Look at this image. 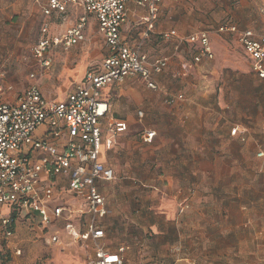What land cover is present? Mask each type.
Masks as SVG:
<instances>
[{
    "label": "rangeland",
    "instance_id": "obj_1",
    "mask_svg": "<svg viewBox=\"0 0 264 264\" xmlns=\"http://www.w3.org/2000/svg\"><path fill=\"white\" fill-rule=\"evenodd\" d=\"M175 1L177 25H193L196 30L214 32L232 17L252 19L256 25L264 20L259 12L264 0ZM43 6L38 0H0V74L4 82L15 89L11 99L33 82L38 83L48 99H63L87 71H99L107 56L103 38L95 28H89L86 41L68 53L52 55L45 72L32 55L40 39ZM75 17L69 14L60 21L55 19L58 32L75 23ZM137 35L141 42L143 33ZM214 36L215 61L210 65L204 61L195 64L194 53L183 45L178 49L179 53L183 51V62L179 56L180 78L173 79V70L167 74L175 80L176 90L193 96L194 101L206 105H215L216 101L224 104L223 108L213 109L214 115L202 114L205 121L215 123L220 118L234 122L240 130L241 126H246L264 132V80L258 77L234 41L225 44L219 34ZM162 42L157 38L146 52L152 58H167ZM33 73L35 78L31 77ZM201 89H214L218 97L202 99L191 93ZM198 118L199 115L196 116L199 121ZM251 164H254V173ZM206 169L207 176L195 180L199 187L176 203L174 221L170 222L166 220L167 215L156 216L148 209L160 205L163 198L154 189L143 193L139 184L122 181L119 189L106 192L107 201L119 213L116 234L119 244L129 246L128 264H264V157L223 160L222 184L217 190L208 184L218 182L219 178L216 181L212 168ZM153 221L157 223L154 227L151 226ZM238 223L243 226L233 232L221 230ZM53 226H50L49 236L51 231L58 230ZM61 230L65 231L64 227ZM24 238L32 240L28 233H24ZM32 241L24 246L25 258L28 250L39 245L41 262L48 259L54 261L52 264H86L84 257L72 251L75 246L64 251H49L45 242Z\"/></svg>",
    "mask_w": 264,
    "mask_h": 264
},
{
    "label": "crops",
    "instance_id": "obj_2",
    "mask_svg": "<svg viewBox=\"0 0 264 264\" xmlns=\"http://www.w3.org/2000/svg\"><path fill=\"white\" fill-rule=\"evenodd\" d=\"M162 1L158 15L159 19L153 30H147L145 22L147 10L135 3L128 5L126 15L127 21L121 28V36L124 44L146 55L148 63L167 60L168 65L166 70L162 74L153 76V80L158 86V89L154 90L149 88L141 77L133 76L126 78L121 83L108 84L101 90V98L110 105L108 117L115 121H123L128 125L127 131L118 135L111 147H107L106 145L110 136L107 133L103 134L104 141L100 153V162L114 171L115 179L112 182L102 181L98 183V189L106 199L105 204L108 210L107 215L102 220L98 221L100 227L105 231L102 244L112 253H117L120 247H127L123 255L125 257V264H128V256H126V254L129 250V246L126 244H119V239L116 234L119 230V227H117L118 222H116L119 218V213L117 209L111 205V202L107 201L106 192L110 189H119V184L122 181H131L134 185L139 184V189L142 190L143 193L145 190L154 189L159 192L163 198L161 199L160 205L153 207L149 206V211L151 213L154 211L156 216L167 215L168 219L166 220L168 222L174 221V216L177 211L176 203L179 202L183 196H186L187 193H193L194 190L199 187L195 183V180L198 177L203 178L207 176L208 169L206 168H212L214 170L213 175L216 177V181L217 178H219L218 182L208 184L211 187H215L217 190L222 184L223 160L237 161L239 157L252 160L256 155L258 157L259 153L264 152V132L261 129L257 131L252 127L248 128L246 126H241L242 129L240 130V126L237 124L235 125L234 122L221 120L220 118L215 123L205 121L202 114L214 115L216 112L213 109L218 110L219 107L223 108L224 104L221 102L217 104V101L215 105H206L201 101L196 102L193 100V96L183 95L181 91H177L176 85H174L176 82L173 80L176 76L180 78L179 56L180 62H183V51L179 53L178 49L185 45L189 51L194 53L193 59L199 52L198 45H191L185 42L182 43L181 40L183 37L201 31H206L209 34L211 47L215 54L214 60L203 59L201 62L204 61L206 64L210 65V62L215 61L216 52L213 47V40L216 38L214 35L219 34L225 44L234 41L237 49L243 53L245 59L249 62L250 66H252V58H250L243 49L238 40V35L229 32L220 33L218 29L221 26L235 25L239 31H252L257 36H263L264 20H262L261 24L256 25L257 23L252 19L245 20L244 18L232 17L218 26L214 32L209 29L196 30V26L193 25H177L175 0ZM263 4L264 2L259 10L261 15H263L261 13ZM45 7L46 4H44L42 8L43 22L39 32L40 39L42 29L45 25H48V37L52 39L60 38L66 31L74 27L81 16L84 15L81 6L70 4L65 12H53L50 16L46 17L44 15ZM69 14H75L76 22L59 33L57 20H62ZM87 20L84 36L86 37V32L89 28H95L97 33L103 38L107 47L104 36L99 32L97 20L91 16H88ZM172 31L175 32L176 36L165 38L166 34ZM141 32L143 33V37L140 42L137 34ZM157 38L163 40L162 47L165 46L164 52L166 56H168L167 58H152L151 55L146 52V48L154 44ZM81 43L68 51L63 50L61 47H51L46 53V60L51 64L52 55L58 52L68 53L81 46ZM109 55L110 53L107 47V56L104 57L102 63ZM171 60L174 61V63H171ZM50 64L45 68V72L48 70ZM171 64L173 65L172 68ZM168 71L173 72V79L167 74ZM164 75L166 76L164 77ZM82 79L73 86V89L68 92L63 99H49L56 101L66 100L67 96L82 82ZM0 83L7 88L10 87L13 89V91L4 96V100L9 103H15L31 85L36 84L38 89H40L38 83L33 82L24 91H21L15 99H11V94L15 89L12 85L4 82L3 74H0ZM40 90L43 93L42 89ZM191 93L196 94L197 97L202 99L218 97V92L214 89L194 90ZM43 95L49 100L44 93ZM179 95L183 96L184 99L182 101L176 100L174 103L168 102L170 97ZM140 113H142V116L139 115ZM197 115H199V121L196 119ZM145 130H153L156 132L155 138L150 144L143 141L142 134ZM48 132L49 129L47 127H42L38 129L36 136L38 138L47 139ZM246 137H248V139ZM50 141L61 149L64 147L66 139L65 136H63L58 139L50 138ZM210 162H213V164ZM253 166L254 164H251L250 168L254 173L255 168H253ZM51 186L56 192L55 204L64 206L68 211H65L61 218L54 219L51 217L52 219L49 224L43 223V216L39 212H37L38 216L28 215V213L16 215L11 208L5 206L1 208L0 216L12 215L16 217V221L14 223V236L10 240L0 235V264H52L54 261L51 262L48 259L41 262L43 256H39V245L36 247L34 246L33 249H31L32 246H30L29 248L31 250H28L29 255L25 258L27 250L24 249V246L27 242L33 243L32 240L45 242L46 245L44 246L49 251L52 249L64 251L71 246H75L72 251L77 252V254L79 253L78 255L82 258L84 257L83 259L86 260L84 250L76 245H66L68 244V240H65L66 244L64 246L51 244L49 241L53 234L63 235L69 224H74L79 229L85 230L91 218L87 213L88 206H86L84 201L73 196L69 192L67 179L58 177L49 181L43 180L42 187L49 188ZM200 186L203 185L200 184ZM70 209L74 210L72 215L69 213ZM135 213H138V211ZM156 224L157 223L153 221V225L151 226L154 227ZM52 225H55L53 227L58 230L54 229L51 231L52 235L49 236L48 233L49 230L52 229L50 228ZM176 225L178 226V222ZM242 226L243 223H238L237 225H231L221 230L224 232H233ZM62 227H64L65 231L61 230ZM24 233L31 235L32 240L28 239L25 241ZM37 244L40 243L37 242ZM89 247L92 248V245L90 244ZM19 249L22 250V254L18 257L15 255V251ZM30 258L34 259L30 261ZM27 259H29V263Z\"/></svg>",
    "mask_w": 264,
    "mask_h": 264
},
{
    "label": "built area",
    "instance_id": "obj_3",
    "mask_svg": "<svg viewBox=\"0 0 264 264\" xmlns=\"http://www.w3.org/2000/svg\"><path fill=\"white\" fill-rule=\"evenodd\" d=\"M38 1L46 4V17L53 12H65L70 4L81 6L84 11L78 23L60 38L48 37V25L42 29L41 39L32 49L42 69L50 64L46 60V53L51 47H61L68 51L85 41L88 16L97 20L99 32L105 38L110 55L99 71H87L82 82L64 101L47 100L34 84L15 103H9L4 100V96L13 89L0 83V210L5 206L11 208L16 215L38 211L43 216V223L49 224L52 218H61L68 210L55 204V190L52 186L42 187V182L65 178L68 180L69 192L84 201L91 218L85 230L69 224L63 235L53 234L50 243L64 246L65 240H68L66 245H76L84 250L87 264H125L123 255L127 247H120L117 253H112L102 244L105 231L98 221L107 215L108 210L98 183L112 182L115 179L114 171L100 162L103 134L110 136L106 145L111 147L117 136L127 131L128 125L108 117L110 105L101 98V90L108 84L121 83L133 76L141 77L149 88L158 89L153 76L166 70L167 60L148 63L146 55L124 44L121 28L127 21L128 5L135 3L147 10V30H153L163 1ZM261 13L264 15V4ZM218 31L238 35L243 49L252 58L254 71L260 79H264V35L239 31L235 25L221 26ZM171 36H176L175 32L166 34L165 38ZM181 42L199 46V52L193 59L195 64L203 59L214 60L215 54L206 31L183 37ZM31 77L35 78V73ZM183 99L179 95L170 97L168 102ZM139 115L142 116V113ZM42 127L49 129L47 139L36 136V132ZM155 134L153 130H145L142 134L143 141L150 144ZM63 136L66 142L61 149L50 141V138L58 139ZM258 156L264 157V152ZM69 213L72 215L74 210L70 209ZM15 221L16 217L12 215L0 216V235L3 238L10 240L14 236ZM90 244L92 248L89 247ZM21 254V249L15 251L16 256Z\"/></svg>",
    "mask_w": 264,
    "mask_h": 264
},
{
    "label": "water",
    "instance_id": "obj_4",
    "mask_svg": "<svg viewBox=\"0 0 264 264\" xmlns=\"http://www.w3.org/2000/svg\"><path fill=\"white\" fill-rule=\"evenodd\" d=\"M37 212H38V211H33V210H32L31 212H29L28 215H34V216L36 215V216H38V215H37ZM39 217H40V216H39Z\"/></svg>",
    "mask_w": 264,
    "mask_h": 264
}]
</instances>
